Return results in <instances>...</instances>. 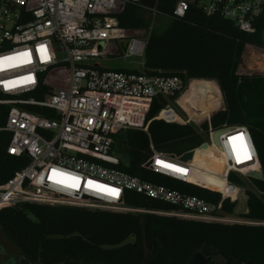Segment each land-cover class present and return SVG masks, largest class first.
<instances>
[{"label": "built area", "instance_id": "2783aa9c", "mask_svg": "<svg viewBox=\"0 0 264 264\" xmlns=\"http://www.w3.org/2000/svg\"><path fill=\"white\" fill-rule=\"evenodd\" d=\"M128 5L164 16L141 6L140 0H0V94L6 97L0 104L9 106L2 130L11 135L6 153L28 159L24 168L0 185V211L34 204L264 228V220L246 217L247 206L246 213H234L240 193L246 205L248 174L262 172L246 127L209 128L205 143L179 156L149 145L143 168L218 194L217 203L145 182L116 168L115 135L126 130L147 133L146 117L154 100H176L186 95L193 82H203L98 65L101 58L109 60L114 55V43L128 40L122 58L141 59L143 66L147 40L129 36L119 26L118 18ZM191 6L249 35L264 23V0H177L173 17L183 18ZM26 107L48 110L55 117ZM187 116L181 119L167 104L154 120L185 125L192 119ZM215 133L218 145L213 141ZM189 152H193L192 159L181 161ZM197 152L208 156L205 163L218 164L220 169L199 164L194 160ZM231 175L248 183L231 181ZM73 183L74 187L69 186ZM127 192L168 209L130 207ZM226 202L235 204L232 214L224 212Z\"/></svg>", "mask_w": 264, "mask_h": 264}, {"label": "trees", "instance_id": "16d2710c", "mask_svg": "<svg viewBox=\"0 0 264 264\" xmlns=\"http://www.w3.org/2000/svg\"><path fill=\"white\" fill-rule=\"evenodd\" d=\"M176 1L140 0L141 6L155 9L171 19L161 35L147 37L142 73L178 75L185 82L215 80L224 107L198 126L192 123L166 124L154 118L175 99H156L146 117L149 122L147 133L134 130L118 133L113 137V154L119 160L116 168L122 172L217 203L218 194L155 174L142 165L149 158L150 144L158 152L179 156L205 143L209 128L243 126L250 133L264 176V74L258 76L238 72L244 48L247 45L262 47L264 23L258 25L256 33L249 35L240 32L227 20L205 16L194 6L183 18H174ZM135 7L126 6L118 18L121 28H144L134 14ZM56 82L51 79L52 84ZM5 98L0 94V99ZM186 101L193 115L200 119L216 111L220 96L214 83L193 82ZM25 109L55 117L48 110ZM8 110L9 106L0 104V185L28 164L26 157H13L6 153L11 135L2 129ZM207 157L197 152L194 160L218 171L220 166L205 163ZM230 180L245 185L234 175L230 176ZM249 181L253 190L246 192V217L264 220V179ZM126 197V204L133 208L168 209L134 192H127ZM234 208L235 204L226 202L223 210L232 214ZM0 233L15 248L17 264H188L197 252L205 258H212L217 264L225 262L222 256L230 259V264H264L263 227L23 204L0 211Z\"/></svg>", "mask_w": 264, "mask_h": 264}, {"label": "rangeland", "instance_id": "374dc122", "mask_svg": "<svg viewBox=\"0 0 264 264\" xmlns=\"http://www.w3.org/2000/svg\"><path fill=\"white\" fill-rule=\"evenodd\" d=\"M136 18L141 21L144 28L142 29H134V30H127V34L132 37H139L143 39H147L149 35H161L169 26L171 19L169 17L160 16L153 12L145 11L141 9L140 7H135L134 12ZM128 40L118 41L114 44H116L117 50L114 52V55L112 57H107L109 60L100 59L98 62V65L100 67H104L107 69H129V70H137L142 72L143 66H142V60L141 59H123L122 56L125 53V45ZM261 44L262 47H255L251 45H247L243 52L241 59L239 61V68L238 72L241 74H249V75H261L264 74V29L261 33ZM111 47H113V44H111ZM197 81V80H194ZM211 83L217 82L215 80H205ZM219 87V86H218ZM190 89V88H189ZM189 89L186 90V95L183 97V95L178 96L176 100L170 101L171 106L176 108V113L181 117V119H187L190 115L192 119H189V124L192 123L196 126L201 124L202 122L206 121L204 118L211 117L214 113H216L218 110L222 108V102L220 100V106L216 109L215 112H213L210 115H207L206 117H201L199 123H197L196 120H199V118L195 117L193 115V112L190 108L185 107L188 111L186 114L182 108L181 105L178 104V102H181L183 98H187V94H189ZM183 97V98H182ZM193 97H191L192 99ZM4 99H0V102ZM210 152V150H208ZM215 161V160H214ZM216 162V161H215ZM218 163V162H216ZM215 164V163H213ZM216 166H219L216 164ZM245 183H248L246 179H243ZM248 189L250 191L253 190V187L248 183ZM241 199L236 204L235 209V215L239 216L244 213H246V205H245V199L242 197L241 193L239 195ZM244 201V202H243ZM129 242H132V239L128 240ZM18 262V254L13 247V245L0 233V264H17Z\"/></svg>", "mask_w": 264, "mask_h": 264}, {"label": "water", "instance_id": "95a60500", "mask_svg": "<svg viewBox=\"0 0 264 264\" xmlns=\"http://www.w3.org/2000/svg\"><path fill=\"white\" fill-rule=\"evenodd\" d=\"M213 141L216 145H218V133H215L213 135ZM203 148L205 149L206 146L204 145ZM193 157V152H189L181 157V161H189ZM150 163H148L147 166H149ZM248 177L251 179H257L262 181L264 179L262 172H251L248 174ZM224 259L223 264H230L231 260L226 258L225 256H222ZM188 264H217L212 258H205L201 253L197 252L193 254L192 258L190 259ZM246 264H251L250 262H247Z\"/></svg>", "mask_w": 264, "mask_h": 264}, {"label": "crops", "instance_id": "0c3cea01", "mask_svg": "<svg viewBox=\"0 0 264 264\" xmlns=\"http://www.w3.org/2000/svg\"><path fill=\"white\" fill-rule=\"evenodd\" d=\"M197 81H203V82H208V81H205V80H197ZM209 83V82H208ZM214 85L216 86V88L218 89V92H219V96H220V100H221V102H222V108L224 107V102H223V97H222V94H221V92H220V89H219V87H218V85H216L215 83H214ZM191 86V85H190ZM190 88V87H189ZM189 92V91H188ZM192 97V96H191ZM187 99H188V94H187ZM181 104L184 106V107H188V105H187V101H186V98H183L182 100H181ZM194 106H196V104L194 103ZM219 106H220V104H219ZM221 108V109H222ZM210 118V117H209ZM201 119H199V120H196V121H200Z\"/></svg>", "mask_w": 264, "mask_h": 264}, {"label": "snow or ice", "instance_id": "6c2138e0", "mask_svg": "<svg viewBox=\"0 0 264 264\" xmlns=\"http://www.w3.org/2000/svg\"><path fill=\"white\" fill-rule=\"evenodd\" d=\"M42 51H43V50H42ZM25 55H27V54L25 53ZM6 59H12V58L9 57V58H6ZM2 63H3V62H0V64H2ZM233 139L235 140V139H242V138H241V137H234ZM165 166H166V167H171V165H165ZM69 186H73V187H74V186H75V183H73L72 185H69Z\"/></svg>", "mask_w": 264, "mask_h": 264}]
</instances>
